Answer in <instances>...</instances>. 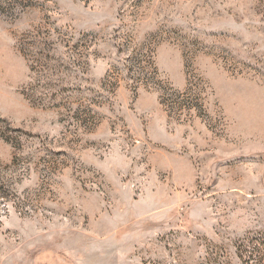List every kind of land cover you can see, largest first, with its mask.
Instances as JSON below:
<instances>
[{
    "label": "rangeland",
    "instance_id": "374dc122",
    "mask_svg": "<svg viewBox=\"0 0 264 264\" xmlns=\"http://www.w3.org/2000/svg\"><path fill=\"white\" fill-rule=\"evenodd\" d=\"M260 236L264 0H0V264H242Z\"/></svg>",
    "mask_w": 264,
    "mask_h": 264
},
{
    "label": "trees",
    "instance_id": "16d2710c",
    "mask_svg": "<svg viewBox=\"0 0 264 264\" xmlns=\"http://www.w3.org/2000/svg\"><path fill=\"white\" fill-rule=\"evenodd\" d=\"M255 238L250 237L248 242H240L237 246L242 264H264V237Z\"/></svg>",
    "mask_w": 264,
    "mask_h": 264
}]
</instances>
